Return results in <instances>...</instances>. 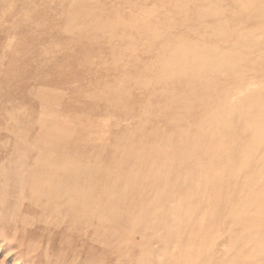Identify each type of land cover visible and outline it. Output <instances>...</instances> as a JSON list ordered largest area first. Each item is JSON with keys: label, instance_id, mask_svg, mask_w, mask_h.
<instances>
[{"label": "rangeland", "instance_id": "1", "mask_svg": "<svg viewBox=\"0 0 264 264\" xmlns=\"http://www.w3.org/2000/svg\"><path fill=\"white\" fill-rule=\"evenodd\" d=\"M181 41L229 65L167 82ZM263 55L264 3L0 0V264H264Z\"/></svg>", "mask_w": 264, "mask_h": 264}, {"label": "bare ground", "instance_id": "2", "mask_svg": "<svg viewBox=\"0 0 264 264\" xmlns=\"http://www.w3.org/2000/svg\"><path fill=\"white\" fill-rule=\"evenodd\" d=\"M236 2L241 7V9L251 10V9L257 8L258 5L264 3V0H236ZM209 54H210L209 52L207 53L203 52L198 46L193 45L189 42L181 41V42L176 43L171 51L172 61L167 64L166 69H165L166 73L163 74L162 79L166 80L167 82H173V81H178L180 78L186 77L188 78L189 83H194L195 81L200 79L201 75L204 76L206 74L212 73L210 72L212 68L221 69V68H224L225 65H229L228 60L226 59L227 56L224 53H219V51L215 50V53L213 54L211 58L208 56ZM188 55L189 56L191 55L192 60L194 59L197 61V65L194 68L197 72H194L191 69V66L180 65L179 62L177 61L178 58L186 59ZM230 65L233 66L232 63H230ZM239 96L238 97L236 95L232 96L231 101L233 103V108L231 110V113H242V107L237 106L236 104L237 100H239L238 99ZM179 99H180V96L177 94H174L173 100L175 101V103H178ZM257 107L261 109L264 113V100L258 99ZM215 116L217 120L221 119V114L219 111H217ZM246 128L254 132L257 138L256 140L257 145L264 146V116L254 119V120H249V122L246 123ZM196 146L199 147L200 145L196 144ZM138 152L139 151L133 150V155L134 156L137 155ZM142 155L143 154L140 153L139 157H142ZM146 156L150 157L148 155ZM247 157H249V154L245 157V159ZM130 178H131V175L127 177V179H130ZM246 186L250 188L251 191H253L254 193H257L255 197L256 201H264V162H262L261 169L257 172V174L254 175L252 178H250L246 182ZM84 196H87V195L85 194ZM107 197H108V206H106V211L112 217H114L115 216L114 204L117 203L119 198L115 197L113 192H110ZM248 207H250V205ZM259 215L260 214H258V216ZM234 223L236 225H239L245 228L247 233L259 232L260 228L264 226V213H262V216H259V218H254L250 222H248L247 220L241 217L239 218L235 217ZM172 228H176L174 224H172Z\"/></svg>", "mask_w": 264, "mask_h": 264}]
</instances>
